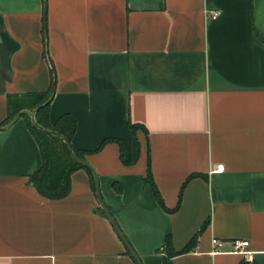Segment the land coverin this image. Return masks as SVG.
<instances>
[{"label": "crops", "instance_id": "0c3cea01", "mask_svg": "<svg viewBox=\"0 0 264 264\" xmlns=\"http://www.w3.org/2000/svg\"><path fill=\"white\" fill-rule=\"evenodd\" d=\"M51 87L50 121L74 114L79 149L115 137L127 160L128 122L146 126L134 163L112 140L86 155L144 264H165L166 235L180 249L208 218L167 264H264V0H0V264H138L86 168L61 198L30 182L40 145L23 116L3 124L7 94ZM148 166L168 209L199 174L174 211ZM213 236L253 251L212 253Z\"/></svg>", "mask_w": 264, "mask_h": 264}, {"label": "trees", "instance_id": "16d2710c", "mask_svg": "<svg viewBox=\"0 0 264 264\" xmlns=\"http://www.w3.org/2000/svg\"><path fill=\"white\" fill-rule=\"evenodd\" d=\"M54 91V87H51L48 91H34L28 93H8V113L5 123H9L16 119L17 117L23 116L26 120L28 128L31 130L33 136L37 140V143L40 145L41 150V159H43L41 166L30 174V182L35 186L36 189L45 195L48 198H61L68 194L70 191L71 184V172L78 168H86L92 176V185L95 188V177L91 172L90 168L84 164H81L75 158H73L72 153L68 147V144L63 140L62 137L55 135L53 133H48L47 131L40 129L33 123L32 116L30 112L35 111L36 120L45 129L53 130L61 134L64 138H67L71 143V139L75 134L77 128V118L72 113H65L60 116L54 123L50 121L49 106L51 101V95ZM37 108V109H36ZM36 109V110H35ZM129 131H130V158L125 159L124 155V144L118 138L111 137L106 138L102 143L93 150L79 149L73 143L72 147L74 152L80 158H86V155L89 153H95L101 150L108 142L116 141L120 144V157L123 158L125 163H134L139 159L141 151V141L138 138V131L144 130L147 133V128L143 124L128 122ZM150 162V160H149ZM199 175L198 173H192L188 176L186 181L182 184L181 191L179 193V201L173 209H168L162 197L160 195L159 189L156 186L152 171H150V166L147 168V174L145 180L150 183L155 192V197L157 201L160 202L161 206L168 211H174L178 208L181 202V195L185 184L188 180L194 176ZM117 181L113 183L117 189H121L120 185H116ZM96 189V188H95ZM210 223V218L206 219L205 222L201 225L198 232H196L191 238L190 241L186 243L180 249L174 248L172 245L170 235L165 237V253H164V263L167 264V257L176 255V253L186 252L191 250L197 245V241L205 231V228ZM243 260L239 261L238 264H242Z\"/></svg>", "mask_w": 264, "mask_h": 264}, {"label": "water", "instance_id": "95a60500", "mask_svg": "<svg viewBox=\"0 0 264 264\" xmlns=\"http://www.w3.org/2000/svg\"><path fill=\"white\" fill-rule=\"evenodd\" d=\"M37 109V108H36ZM35 109V110H36ZM31 116H32V120L33 123L36 124L37 127H39L40 129H43L45 131H47L48 133H53L55 135H58L60 137L63 138V140L68 144V147L72 153L73 158H75L77 161H79L81 164L86 165L87 167L90 168L91 172L94 174L95 177V188H96V195H97V200L98 203L100 204V207L102 209V211L104 212L105 216L108 217L109 221L111 222V224L113 225V227L115 228L116 232H118V234L120 235L121 239L124 241L125 245L128 247L129 251L131 252V254L133 255V257L135 258V260L137 261L138 264H144V262L141 260L140 256L138 255L135 247L132 245V243L127 239L126 235L124 234V232H122L117 220L115 217L112 216L108 206L106 205L105 202H103V198H102V193H101V188H100V179H99V175L98 173H96L95 169L93 168V166L89 163V161L85 158H80L73 150L72 144L69 142V140L67 138H64L61 134H59L56 131L53 130H48L43 128L42 126H40V124L37 122L36 120V114L35 111L30 112Z\"/></svg>", "mask_w": 264, "mask_h": 264}, {"label": "built area", "instance_id": "2783aa9c", "mask_svg": "<svg viewBox=\"0 0 264 264\" xmlns=\"http://www.w3.org/2000/svg\"><path fill=\"white\" fill-rule=\"evenodd\" d=\"M219 14L218 10H213L211 12V17H216ZM220 168V167H219ZM212 243V253H220L221 251H232L242 254L244 257H248L252 253V249H249L250 242L249 240L242 238H235L231 240H226L213 236L211 238ZM230 243V248L227 247V244ZM161 250L164 249V245L161 246Z\"/></svg>", "mask_w": 264, "mask_h": 264}]
</instances>
